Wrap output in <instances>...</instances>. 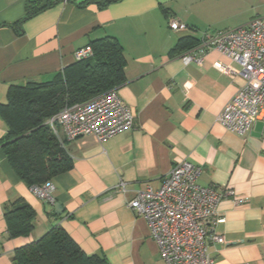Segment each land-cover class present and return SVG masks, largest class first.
<instances>
[{
    "label": "crops",
    "instance_id": "obj_1",
    "mask_svg": "<svg viewBox=\"0 0 264 264\" xmlns=\"http://www.w3.org/2000/svg\"><path fill=\"white\" fill-rule=\"evenodd\" d=\"M35 1L0 0V104L10 85L47 81L76 61V50L109 36L126 59V82L114 90L135 118L131 129L102 141L83 136L62 142L72 166L50 180L53 203L30 192L0 147V264H12L15 249L57 227L106 264H164L145 219L128 203L137 191L157 190L182 159L201 168V186L231 190L241 199L226 197L217 206L224 222L215 232L225 242L207 244L213 264H264L263 124L255 121L239 136L216 121L243 80L214 64L239 66L215 50L201 64L182 60L196 47L171 54L180 38L199 39L264 17V0H118L82 7L77 3L83 0H49L14 32L8 25L24 18ZM169 19L186 30H170ZM6 134L0 117V143ZM15 198L35 213L26 238L6 233L3 206Z\"/></svg>",
    "mask_w": 264,
    "mask_h": 264
},
{
    "label": "built area",
    "instance_id": "obj_2",
    "mask_svg": "<svg viewBox=\"0 0 264 264\" xmlns=\"http://www.w3.org/2000/svg\"><path fill=\"white\" fill-rule=\"evenodd\" d=\"M168 28L184 31L186 26L174 19L168 20ZM215 50L239 66L215 63V67L230 78L240 77L242 86L226 103L216 121L239 136H245L255 121L264 128V17H256L242 26L218 32L203 33L195 53L182 57L186 63H202L204 54ZM92 57L89 45L74 53L76 61ZM135 115L110 90L76 105H65L56 115L46 121L60 143L83 136L98 141L120 134L133 127ZM201 168L187 159L175 163L165 175L160 187H147L137 191L128 207L142 216L148 226L150 237L155 241L164 264H213L207 253V244H223L224 237L215 227L224 222L217 214V206L226 197L235 198L233 191H217L198 183ZM123 186V184H121ZM30 192L40 200L53 203L54 185L46 181L31 186Z\"/></svg>",
    "mask_w": 264,
    "mask_h": 264
},
{
    "label": "trees",
    "instance_id": "obj_3",
    "mask_svg": "<svg viewBox=\"0 0 264 264\" xmlns=\"http://www.w3.org/2000/svg\"><path fill=\"white\" fill-rule=\"evenodd\" d=\"M40 1L28 2L25 17L8 26L14 32H21L26 20L50 4L49 0L43 5ZM115 1L118 0H83L77 6L95 2L104 6ZM198 43L199 39L193 35L180 38L171 54L191 50ZM88 45L92 49L91 58L75 61L47 81L10 85L6 102L0 104V117L7 127L6 137L0 143L1 150L17 177L29 188L50 181L72 166L63 151V143L46 121L65 105L82 104L126 82V59L117 39L105 36ZM3 218L9 238H26L34 230L35 213L21 198L4 204ZM11 263L106 264L99 257L86 255L59 227L15 249Z\"/></svg>",
    "mask_w": 264,
    "mask_h": 264
},
{
    "label": "water",
    "instance_id": "obj_4",
    "mask_svg": "<svg viewBox=\"0 0 264 264\" xmlns=\"http://www.w3.org/2000/svg\"><path fill=\"white\" fill-rule=\"evenodd\" d=\"M54 208L55 209H58L59 208V205L58 204H54Z\"/></svg>",
    "mask_w": 264,
    "mask_h": 264
},
{
    "label": "rangeland",
    "instance_id": "obj_5",
    "mask_svg": "<svg viewBox=\"0 0 264 264\" xmlns=\"http://www.w3.org/2000/svg\"><path fill=\"white\" fill-rule=\"evenodd\" d=\"M258 17H263V16H258Z\"/></svg>",
    "mask_w": 264,
    "mask_h": 264
}]
</instances>
